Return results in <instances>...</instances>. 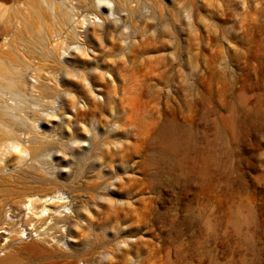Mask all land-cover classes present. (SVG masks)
Here are the masks:
<instances>
[{
  "label": "rangeland",
  "instance_id": "rangeland-1",
  "mask_svg": "<svg viewBox=\"0 0 264 264\" xmlns=\"http://www.w3.org/2000/svg\"><path fill=\"white\" fill-rule=\"evenodd\" d=\"M56 1L74 40L15 55L54 91L30 110L57 144L0 170V193L16 240L63 252L15 264H264V0ZM15 154L0 143V160Z\"/></svg>",
  "mask_w": 264,
  "mask_h": 264
},
{
  "label": "bare ground",
  "instance_id": "bare-ground-1",
  "mask_svg": "<svg viewBox=\"0 0 264 264\" xmlns=\"http://www.w3.org/2000/svg\"><path fill=\"white\" fill-rule=\"evenodd\" d=\"M87 1L90 2V0H77L78 10L82 12L94 10V4H86ZM126 4V0H114L113 6L109 10L120 14V7H124ZM71 19V14L63 4L56 0H0V40L5 39L4 42L0 43V143L11 144L12 149L17 151L13 158L8 157L0 160L3 161L0 170L10 167L15 160L18 164L23 162L24 154L29 155L30 160L38 164L46 151L51 152L53 145L56 146L57 144L38 136V109L30 110L33 109L32 106L37 108L41 99L52 98L54 91L50 87L43 88L42 84H29L24 75L29 64L22 61L24 59L17 58L15 53H18L17 46H23L21 53L25 56L34 54L40 58L49 56L51 54L49 44L54 33L59 35L65 33L66 42L74 40L76 33L74 27L71 26ZM35 21L39 24L42 23L41 29L38 25L32 24ZM18 25L21 29L18 28ZM60 43L57 44V47ZM111 45L114 46V44ZM81 48L85 51L81 44H77L75 47L77 50H81ZM30 117L32 118L29 120ZM19 131L24 135H29L30 146L26 147L22 144V139L17 135ZM161 138L170 142L167 148L168 153H174L178 148L180 138L176 132L170 127L164 128L161 132ZM9 176L0 175L1 183L8 182ZM38 190L32 188L22 192V194L20 193L21 199L17 202H23L26 196L33 195ZM7 195L8 189L5 188L0 199V243L3 240L6 242L0 244V251L4 252L0 256V264H15L18 259V252L22 250L45 257L62 254L63 251H59V249H47L37 242L24 243L20 238L16 240L15 233L14 235L11 234L14 232L12 229L15 228L16 223L6 220L3 216V209L8 203ZM44 207L42 210L49 211V219L55 223L63 222L69 225L68 215L60 218L54 215L56 210L52 212L50 207ZM2 224L4 227H1ZM2 230L9 232V234H4ZM70 264H73V261Z\"/></svg>",
  "mask_w": 264,
  "mask_h": 264
}]
</instances>
